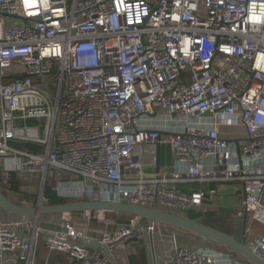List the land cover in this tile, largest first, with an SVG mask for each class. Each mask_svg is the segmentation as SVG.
<instances>
[{
	"label": "built area",
	"instance_id": "built-area-1",
	"mask_svg": "<svg viewBox=\"0 0 264 264\" xmlns=\"http://www.w3.org/2000/svg\"><path fill=\"white\" fill-rule=\"evenodd\" d=\"M1 16L0 171L70 202L163 212L199 210L232 184L237 216L264 228V0H0ZM67 215L43 243L79 264H112L150 230L127 215L96 233L104 212ZM248 232L264 261V235ZM173 238L164 264H248ZM39 244L0 207V264H34Z\"/></svg>",
	"mask_w": 264,
	"mask_h": 264
},
{
	"label": "water",
	"instance_id": "water-1",
	"mask_svg": "<svg viewBox=\"0 0 264 264\" xmlns=\"http://www.w3.org/2000/svg\"><path fill=\"white\" fill-rule=\"evenodd\" d=\"M44 189L45 184H42L40 198L44 195ZM0 207L10 216L17 219H22L25 223L28 222V219L30 217L38 218L41 216L65 215L85 211L115 213L131 216L133 215L146 219L149 222V236L152 249L153 226L155 223H161L185 230L198 237L221 245L229 249L230 251L241 255L251 264H264V261L261 260L257 255H255L243 240H237L232 236L213 229L202 223L200 220L189 219L186 217L175 215L174 213L163 212L129 204L103 201H78L61 205H42L41 203H38V205L35 207L27 208L10 200L1 190Z\"/></svg>",
	"mask_w": 264,
	"mask_h": 264
},
{
	"label": "crops",
	"instance_id": "crops-1",
	"mask_svg": "<svg viewBox=\"0 0 264 264\" xmlns=\"http://www.w3.org/2000/svg\"><path fill=\"white\" fill-rule=\"evenodd\" d=\"M13 146L17 147V144H13ZM0 176L8 178V177H13L16 179L17 182L23 183L20 181L19 176L16 173H6L3 171H0ZM6 186H5V185ZM4 184H2L0 186V190H7V192L10 191V185L5 182ZM223 185V184H221ZM220 185V187H221ZM201 186H195V189H200ZM237 187H234V190H231V193H235L237 196H239L240 198V206H241V194L239 193L240 190L236 189ZM219 192H220V188H219ZM6 195V194H5ZM217 197V196H216ZM44 198V197H43ZM215 198V197H214ZM214 198H212V202L214 204V206L219 207L218 205H216L214 203ZM40 199V196H39ZM211 199V198H207L206 200ZM31 202L35 201L34 199L32 200V198H30ZM45 200V198H44ZM46 200L43 202V205H47L46 204ZM39 203H36L32 206L35 207L37 206ZM213 204L209 205L205 202L204 206L197 210H190L192 211L193 216H187V217H192L196 220H205V219H210L211 215H215L217 216L219 212H217L216 210L213 209ZM240 206L239 209L235 211L236 213V217L237 216V212L240 210ZM172 211V210H169ZM168 211V212H169ZM208 213V218H201V213L205 212ZM216 211V212H213ZM7 215L8 213L5 212ZM41 217H52V216H41ZM3 218H5V215L3 214ZM1 216V219H3ZM246 220L244 219V222ZM93 231L96 233H99L96 229H95V222H93ZM116 224L113 225L114 227H116L117 225L121 224L119 222H115ZM125 223V222H124ZM29 225V224H28ZM161 226L164 227V230L166 229V231H168L167 236L164 235L162 233V228H160ZM169 227V228H167ZM154 232H153V249L151 246V240H150V236H149V230L147 232V239L142 241V242H134L131 244V246H129L126 250H123L124 252H127L129 249V251H131L133 248L137 249L136 251H132L130 253L129 256L127 257H122L120 255V251H116L113 255H112V264H130V256H134L137 255V263H138V258H139V254L140 252L143 250L144 253V260H146L147 264H164L166 262H170L173 259V250H174V245H175V241L173 236L176 237V241L180 244V245H186V246H197L200 245L202 243L203 238L198 237L192 233H189L185 230L179 229V228H175L172 226H168V225H164L161 223H155L154 224ZM263 228V227H261ZM30 229V227H29ZM264 229V228H263ZM261 234V233H258ZM244 238V236H243ZM242 238V240H243ZM244 241V240H243ZM135 250V249H134ZM122 252V251H121ZM4 264H21V262H18V260L14 257V256H8L5 261ZM34 264H79L77 262H73L71 261L68 256L66 254L63 253H49L44 244L40 242L38 249H37V253L35 256V260H34Z\"/></svg>",
	"mask_w": 264,
	"mask_h": 264
},
{
	"label": "rangeland",
	"instance_id": "rangeland-1",
	"mask_svg": "<svg viewBox=\"0 0 264 264\" xmlns=\"http://www.w3.org/2000/svg\"><path fill=\"white\" fill-rule=\"evenodd\" d=\"M0 18L7 20L8 18L5 16H1ZM22 70L20 68H14L12 69V72H21ZM241 128H238L236 130H231L230 135L232 136H240L239 134ZM41 187H42V182L41 181H34V182H23L21 183V191L24 195H30L32 196V200L34 199L36 203L39 200L40 192H41ZM231 190H234V185L232 184H223L220 187V192L217 197L214 198V203L218 205L219 207L214 206L212 202V198L206 200V203L211 205L213 204V209L216 210L218 213L217 216L212 215L210 219H205L201 221L204 224H219V225H224L226 227H229L231 229L234 228V225L237 228V222H239L236 219V213L235 211L239 209L240 206V198L237 196L235 193H231ZM6 196L12 200L13 202L20 204L24 207H32V206H27L23 199L19 197L18 195L14 194L13 192L9 191L6 193ZM44 202V201H43ZM213 211V212H216ZM166 212V211H165ZM169 213H174L175 215L186 217L189 219H194L192 217H187V216H193L192 211L190 210H182V211H177V210H172L169 211ZM111 213H105V224H100L98 221H95V229L101 233L104 231V229H114L115 227V221L112 219V216L108 215ZM2 218L3 215L1 214ZM123 216V215H122ZM125 217V216H124ZM64 218H69V216L66 214L65 215H53L52 217H30L28 219V224L31 230H39L40 234V242L41 244L43 243V239L45 238L46 234L52 230H55L58 228V226L64 221ZM127 218V215H126ZM129 219V218H128ZM147 222V221H145ZM94 224V223H93ZM262 226L259 225L258 223H255L252 221L251 217H247L246 221L243 224V231H242V238L245 235V232L249 230L247 234V238L245 239L246 243L250 240V237H252L255 234L261 233V235H264V229L261 228ZM162 228V233L167 236L168 231L166 229L164 230V227L161 226ZM169 228V227H167ZM241 238V240H242ZM44 244V243H43ZM212 246L215 247L216 249L220 248V245L213 243ZM132 248V246H131ZM135 249V250H134ZM130 250V249H129ZM124 252L123 250L120 251V255L122 257H127L130 255L132 251H136V248H133L131 251ZM236 255L243 259L246 263H249L245 258H243L241 255L237 254Z\"/></svg>",
	"mask_w": 264,
	"mask_h": 264
},
{
	"label": "trees",
	"instance_id": "trees-1",
	"mask_svg": "<svg viewBox=\"0 0 264 264\" xmlns=\"http://www.w3.org/2000/svg\"><path fill=\"white\" fill-rule=\"evenodd\" d=\"M30 123H34L33 121H30ZM19 148L21 149H25L28 150L30 152H38L40 150L39 147L33 145V144H18L17 145ZM5 182H7L10 185V191L13 192L14 194L18 195L19 197H21L23 199V201L25 202V204L27 206H33L35 204V201L30 200V198L32 196H28V195H24L21 191V183L17 182L15 178L13 177H2L0 176V186L2 184H4ZM5 185V184H4ZM7 185V184H6ZM5 185V186H6ZM4 194L7 193V190H1ZM43 197L45 198V200L47 201L46 204L47 205H61V204H66L69 203L70 201L68 199H64L59 197L55 192L52 191V183L51 182H47L45 189H44V195ZM110 216H112V219H114L115 222H119V223H126L128 221V216L126 218V216H122V215H118L115 213H111L108 214ZM236 219L239 221L237 222V228L234 225V228L231 229L229 227H226L224 225H219V224H205L213 229H216L220 232H223L229 236H232L234 238H236L237 240H241L242 238V231H243V224H244V218H239L236 217ZM95 222V221H94ZM222 250H227V248L223 247L220 245V248ZM144 253L143 250L140 252L139 254V258H138V263H137V255L134 256H130V264H147L146 260H144Z\"/></svg>",
	"mask_w": 264,
	"mask_h": 264
}]
</instances>
